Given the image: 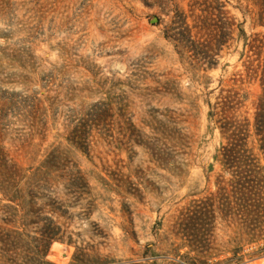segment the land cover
I'll use <instances>...</instances> for the list:
<instances>
[{
  "label": "rangeland",
  "instance_id": "1",
  "mask_svg": "<svg viewBox=\"0 0 264 264\" xmlns=\"http://www.w3.org/2000/svg\"><path fill=\"white\" fill-rule=\"evenodd\" d=\"M263 98L264 0H0V264H264Z\"/></svg>",
  "mask_w": 264,
  "mask_h": 264
},
{
  "label": "trees",
  "instance_id": "2",
  "mask_svg": "<svg viewBox=\"0 0 264 264\" xmlns=\"http://www.w3.org/2000/svg\"><path fill=\"white\" fill-rule=\"evenodd\" d=\"M255 109H256V112H255L254 117H255V122H256V127H255L256 135H258L259 137H262V139L260 140L261 149H264L263 147L264 146V102L263 100L257 101ZM226 160H227L226 162H230V163L235 162L236 156L234 152L228 151Z\"/></svg>",
  "mask_w": 264,
  "mask_h": 264
},
{
  "label": "built area",
  "instance_id": "3",
  "mask_svg": "<svg viewBox=\"0 0 264 264\" xmlns=\"http://www.w3.org/2000/svg\"><path fill=\"white\" fill-rule=\"evenodd\" d=\"M247 264H254V263H247Z\"/></svg>",
  "mask_w": 264,
  "mask_h": 264
}]
</instances>
